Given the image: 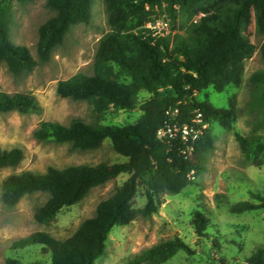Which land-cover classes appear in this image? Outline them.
<instances>
[{"label":"trees","instance_id":"trees-1","mask_svg":"<svg viewBox=\"0 0 264 264\" xmlns=\"http://www.w3.org/2000/svg\"><path fill=\"white\" fill-rule=\"evenodd\" d=\"M34 0H0V63L15 76L32 73L48 62L73 26L89 24L94 0H46L55 15L39 29L36 59L29 48L14 44L11 23L15 4ZM110 32L101 40L91 75L78 74L60 81L57 95L62 99L87 101L103 115L111 109H139L142 116L133 125H89L75 119L69 126L44 122L35 132L42 141L70 144L79 150H95L110 139L114 150L128 159L124 163L80 165L63 170L49 168L44 175L30 171L6 177L1 184L3 202L15 207L26 196L46 193L48 201L34 213L36 222L53 223L61 211L81 202L89 192L122 174L128 180L110 198L102 201L95 217L86 220L68 239L58 240L47 232H37L15 243L16 248L41 245L52 255L51 264H95L106 252L115 226H127L135 219L132 202L142 186L147 204L146 216L157 212L164 194H179L202 173L214 151L215 137L210 128L190 154H183L180 137L160 139L163 128L191 124L198 114L204 123H219L232 130L239 116L235 97L229 108H220L196 96L209 88L222 94L242 84L246 61L257 47L251 31L264 38V0H105ZM172 21L191 24L186 36L156 37L144 27L158 10ZM194 21V23H193ZM264 60V44L261 48ZM253 95L264 105V71L250 79ZM142 92L150 98L140 102ZM178 110L177 114L174 112ZM41 113L42 107L31 94L0 93V113ZM242 153L258 159L264 153L261 135H236ZM25 157L21 148H0V170L18 167ZM257 202L246 201L230 208L233 214L264 209V195L252 194ZM209 219L197 211L196 234L203 236ZM192 253L176 236L138 254L130 264H164L179 252ZM7 264H20L9 259ZM245 264H264V246L257 248Z\"/></svg>","mask_w":264,"mask_h":264},{"label":"rangeland","instance_id":"rangeland-1","mask_svg":"<svg viewBox=\"0 0 264 264\" xmlns=\"http://www.w3.org/2000/svg\"><path fill=\"white\" fill-rule=\"evenodd\" d=\"M14 8L11 39L14 44L29 48L37 59L39 29L55 13L46 5V0H34L24 6L15 4ZM191 24L184 27L180 20L172 21L166 11L159 9L152 23L144 29L156 37L170 39L186 36ZM109 32L105 0H94L90 23L73 26L51 59L32 73L15 76L0 63V93L31 94L42 107L41 113H0V148H21L25 153L18 167L0 170V264H7L9 259L20 264H51L52 255L43 246L21 249L16 248L15 243L37 232H47L58 240L68 239L86 220L95 217L99 204L113 196L130 177L122 174L92 189L81 202L63 209L50 225L34 219L35 211L48 201V194L26 196L15 207H8L1 195L2 181L24 171L44 175L49 168L63 170L72 166L128 161L114 150L110 139L98 149L79 150L70 144L42 141L35 136L42 123L48 121L64 126H69L75 119L89 125L127 126L139 121L142 112L138 108L131 111L111 109L99 115L87 101L62 99L57 95L60 81L93 73L100 40ZM251 43L257 50L246 61L240 86L229 87L222 94L209 88L196 96L198 101L208 100L225 109L229 108L230 98L235 97L239 109L232 130H226L214 121L207 125L215 137L216 150L209 156L205 170L193 176L192 183L181 193L162 195L157 212L151 216L144 214L147 198L145 189L140 186L132 202L134 221L127 226L114 227L105 254L95 264H130L145 249L176 236L190 246L192 253L181 251L164 264H245L257 248L264 246V209L243 214L230 212V208L238 203H256L252 194L264 195V153L258 159L247 157L236 140L237 134L261 135L264 139V105L253 95L250 85L251 77L264 71L261 54L264 38L254 29ZM149 98L150 94L146 92L139 96L140 102ZM197 211L209 219L203 236L196 234L194 226Z\"/></svg>","mask_w":264,"mask_h":264},{"label":"built area","instance_id":"built-area-1","mask_svg":"<svg viewBox=\"0 0 264 264\" xmlns=\"http://www.w3.org/2000/svg\"><path fill=\"white\" fill-rule=\"evenodd\" d=\"M149 24H147L145 27L148 28ZM177 113L178 110L174 112V114ZM207 125L208 124L204 123L202 115L198 114L191 124H186L181 127L176 125L173 128L168 127V128L160 129L158 131V137L160 139L180 137L184 145L183 154H187V153L190 154L194 150V146L197 143V141L203 135L204 130L207 129Z\"/></svg>","mask_w":264,"mask_h":264}]
</instances>
